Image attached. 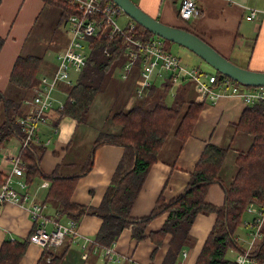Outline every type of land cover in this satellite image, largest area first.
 Wrapping results in <instances>:
<instances>
[{"label":"crops","instance_id":"0c3cea01","mask_svg":"<svg viewBox=\"0 0 264 264\" xmlns=\"http://www.w3.org/2000/svg\"><path fill=\"white\" fill-rule=\"evenodd\" d=\"M134 1L163 22L189 28L234 62L251 69L264 70V16L259 21L249 20L245 17L247 11L244 7L249 5L264 8V0H198L202 11L190 19H183L179 15L182 0ZM60 16L61 9L44 0L1 1L0 35L4 38V43L0 50V90L17 92L16 87L9 84V76L20 54L40 55L42 57L40 69L47 70L46 72L54 69L56 62L48 57L47 52L50 41L43 42L41 36L38 37L35 33L32 37V33L36 28L38 33H44V25L47 24L53 25L56 29L61 23ZM68 40L61 50L67 45ZM139 80V71L134 69L130 77L119 84V88L113 89L112 84L109 85L106 88L109 98L96 100L94 112L88 111L87 118L82 122L65 115L59 120L58 125L54 126L50 112L48 121L39 126L43 144L46 146L41 158L43 172L49 174L59 169L65 175L80 170L83 165L81 162L86 161L98 133L119 131L120 125L111 120L109 112L127 107L131 104V96L134 99L132 103L139 99L136 94L130 93V88L133 87L135 90ZM113 82L119 81L114 78ZM164 84L158 83L155 87L162 88ZM180 84L193 86L188 93L196 100L197 91L193 82L183 81ZM180 84L175 87L170 85L169 88L175 90L174 96L181 87ZM241 87L246 88L244 85ZM229 89L230 87H224L222 95L215 101L203 105L192 134L185 140L181 150L178 139L174 135L168 136L159 158L150 166L137 194L130 211L133 217L141 218L150 213L161 192L166 200L181 193L208 142L223 146L231 144L220 171L226 184L231 181L236 172V155L250 146L252 135L236 130L233 126L239 121L247 104L239 94L232 93ZM112 94L118 95V98L111 100ZM19 147L20 139L16 137H12L6 143L0 151V168L3 167L2 156L17 152ZM87 147H90L89 152ZM124 150L119 144L103 143L97 146L93 166L78 179L71 200L86 206H98ZM43 182H47L46 179L35 178L30 183V193L33 200L45 203V214L54 216L58 208L56 203L46 200L48 182L42 186ZM206 200L218 205L224 203V185L219 182L212 183L208 188ZM167 216L168 212H164L154 217L146 227V236L141 239L133 235L131 227H125L112 245L111 258L107 259L108 264H162L171 233L164 237L161 244H157L158 242L150 237V232L159 230ZM216 216L214 211L201 212L196 216L191 227L194 242L182 248L178 264H195ZM60 220L69 222L70 219ZM102 221L101 216L93 213H85L80 218L76 234H68L65 237L70 246L61 264H105L104 248L94 243V237ZM32 229V219L24 206L8 202L0 207V246L6 238L11 240L26 238ZM84 237L90 239L85 246ZM58 247L59 245L53 248ZM43 249V246L30 242L20 264H36Z\"/></svg>","mask_w":264,"mask_h":264},{"label":"trees","instance_id":"16d2710c","mask_svg":"<svg viewBox=\"0 0 264 264\" xmlns=\"http://www.w3.org/2000/svg\"><path fill=\"white\" fill-rule=\"evenodd\" d=\"M44 1L61 9V21L66 20L71 13H78L77 8L66 0ZM181 27L190 30L185 26ZM135 34L143 39L157 35L137 21ZM90 38V56L77 82L68 87L69 94L64 107L51 111L54 126H57L65 115L74 117L78 122L84 121L96 94L112 77L110 72L125 61L121 36L109 38L97 35ZM3 43L4 38L0 35V50ZM41 64L42 57L39 55H18L9 76V84L16 87L17 92L11 90L13 95L7 90H0V107L3 108V111H0V151L13 135L19 139L23 138L24 133L17 122V116L25 112L24 99L28 94L19 93V88L31 91L38 81L37 72ZM214 74L217 86H221L225 79L241 83L217 69ZM169 87V82L162 88L154 85L147 90L146 95L137 97L139 99L130 107L112 112L111 120L120 125L119 131H101L94 140L86 161L76 173L64 175L56 169L45 174L41 168V158L46 146L42 142H30L22 149L25 177L29 183L37 177L46 179V200L56 203L58 219L67 218L78 223L85 213L101 216L103 221L94 239L105 247H111L125 227H131L136 238H144L148 223L154 217L168 212L162 227L150 232V237L156 240L157 244H161L164 237L171 233L162 264H178L182 248L194 242L191 227L196 216L201 212L214 211L217 214L215 222L195 264H237L234 259L226 256L230 247L237 250L241 248L236 239V229L242 223L249 203L257 207L264 205V101L257 100L247 104L239 121L233 124L236 130L250 133L252 142L247 150L238 154L237 171L229 183H225L220 171L231 144L223 146L208 142L191 171L184 190L169 200H166L161 192L150 213L141 218L133 217L131 208L150 166L159 158L166 139L169 135H174L181 150L185 140L192 134L200 111L206 103L190 96L188 90L193 89V86L187 84L178 88L172 102L168 103L166 96ZM18 93L21 94L19 98L15 97ZM103 143L122 145L124 154L101 203L98 206L75 203L71 200V195L77 181L92 168L94 151ZM3 178L4 174L0 169V181ZM214 182H219L225 187V201L220 205L206 200L208 188ZM29 243L30 234L24 239H4L0 246V264H20ZM69 246V241L65 239L57 249L44 246L36 264H61ZM252 254L258 264H264V237L253 248Z\"/></svg>","mask_w":264,"mask_h":264},{"label":"built area","instance_id":"2783aa9c","mask_svg":"<svg viewBox=\"0 0 264 264\" xmlns=\"http://www.w3.org/2000/svg\"><path fill=\"white\" fill-rule=\"evenodd\" d=\"M66 1L78 10V13H71L66 19L70 31L68 43L57 53L54 69L50 72H40L38 81L33 86L32 95L24 99V105L31 106V109L17 116V122L24 133L23 138L20 139L19 150L2 156L1 163L6 169L0 168L4 174L3 180L0 181V207L8 202L24 206L33 222L30 242L43 247L46 245L57 247L68 234H76L77 222L71 219L69 222H63L57 218V213L49 216L45 214V203L33 200L30 183L25 177L22 149L30 142L43 143L39 126L48 121L49 113L53 109L64 107V101L59 95L67 96L68 87L77 82L91 53V36L122 37L125 61L119 66L120 77L126 80L134 69H138L140 80L135 86L137 97L144 96L148 89L158 83L169 82L171 87H175L183 81H191L197 91V101H215L224 93V86L230 87V92L239 94L246 104L257 100L264 101V85L242 88L235 81L225 79L221 86H217L214 73L201 71L196 65L183 63L181 57L165 48L162 36H151L148 39L137 36L136 21L131 17L127 25L122 27L118 23V18L125 11L114 0ZM244 7L247 11L245 17L249 20L259 21L264 16V8L249 5ZM200 13L201 6L198 0L181 1L179 9L181 18L190 19ZM106 52L109 53L107 50ZM73 72L76 74L75 78ZM41 185L45 186L47 182ZM246 209L253 213L252 220L247 222L251 227L252 239L248 241L246 247H243L240 242L241 236L235 233L241 248L238 249L234 260L237 264H257L252 250L262 234L264 205L257 207L249 203ZM89 240L88 237H84L83 245L85 246ZM94 243L102 246L98 242L94 241ZM102 247L106 258H111L112 246Z\"/></svg>","mask_w":264,"mask_h":264},{"label":"rangeland","instance_id":"374dc122","mask_svg":"<svg viewBox=\"0 0 264 264\" xmlns=\"http://www.w3.org/2000/svg\"><path fill=\"white\" fill-rule=\"evenodd\" d=\"M129 18H130V16L126 12H123L118 18V23L122 27H125L127 25V23H128ZM44 30H45L44 33H41V32L38 33V29L37 28L34 29V31L32 33V37L36 33V35L38 37L41 36V38H43V42H49L50 41V48L47 51L48 52V57L53 62H56L57 53L61 50V48L64 46V44L67 42V40L69 39V36H70L68 23H67V21L65 19H63L61 21V23L56 27V29L53 28V25L51 26V24H47V25H44ZM164 46H165V48L168 51H171V52L177 54L179 57H181L183 63H186L187 65H190V66L196 65V66H198V68L201 71H207V72H214L215 71V68L211 64H209L207 61L202 59L197 53H195L191 49H189V48H187V47H185V46H183L181 44H178V43H176V42H174V41H172L170 39L165 38L164 39ZM40 68H41V66H40ZM45 71H47V70L39 69L38 72H37V76H38V74L40 72H45ZM120 71H121L120 67L116 66L110 72L109 75L112 76V77L108 81L107 85H105L103 88H101V90L96 94L95 99H94V101L92 102V104H91V106L89 108V111H92V113L94 112V110H95L94 107L96 106V103H95L96 100L98 101V99H100V98H104V99L109 98V93H108V91L106 89L107 87H109V85L112 84L111 87H113V89L119 88V84L122 81H124L120 77ZM72 75H73L74 78L76 77V74L74 72L72 73ZM114 78L117 81H119V82H113L112 83V80ZM238 84L239 85H244L245 87H250V86H247V85L242 84V83H238ZM19 89H20L19 93L22 92L23 95L24 94H28L27 95L28 97H30L32 95V93H33V87L31 88V91L23 90L22 88H19ZM130 90H131L130 91L131 95H135V90H133V87H131ZM174 91L175 90L173 88L172 89L169 88V90L167 92V96H166V101L168 103L172 102L173 97H174V95H173ZM8 93L14 95V93L11 92V90H8ZM20 96H21V94H19L18 96L15 95V97H17V98H19ZM59 96L64 102L66 101L67 96L65 94H60ZM131 97H132V100L134 101L133 96H131ZM114 98H118V95L112 94L111 100H113ZM132 100L130 101L131 104H128V106L126 108L130 107L134 103V102L132 103ZM104 108H106V107H104ZM104 108H102V109H104ZM30 109H31V106L27 107V111L30 110ZM0 111H3L2 107H0ZM110 112H109V114L111 116L112 112H114V111H112L111 113ZM0 116H2L1 112H0ZM0 119H1V117H0ZM108 121H111V120H108ZM240 131L246 132L244 130H240ZM246 133H248V132H246ZM99 134H100V132L98 133V135ZM12 137L14 138L16 136L13 135ZM89 151H90V147H87V152H89ZM241 152H243V151H241ZM227 153H226V156H227ZM239 153H237L236 158H237ZM226 156H225V158H226ZM225 158H224V161H225ZM236 158H235V164H236ZM224 161H223V164H224ZM84 162H85V160L82 161L81 163L84 164ZM223 164H222V166H223ZM236 171H237V164H236ZM252 218H253V213L246 209L245 212H244L243 218H242L243 222L236 229L237 234L240 235L241 238H242L240 240V242H241V245L243 247H246L248 245V241L250 239H252V237L250 235L251 227L247 225V222H250L252 220ZM48 227H50V225H48ZM263 237H264V226L262 228V234L256 240L257 244L259 243V241ZM237 252H238V250L236 248L230 247L227 250L226 256L231 258V259H234V258H236Z\"/></svg>","mask_w":264,"mask_h":264},{"label":"water","instance_id":"95a60500","mask_svg":"<svg viewBox=\"0 0 264 264\" xmlns=\"http://www.w3.org/2000/svg\"><path fill=\"white\" fill-rule=\"evenodd\" d=\"M131 18L155 34L177 42L211 64L215 69L238 82L252 86L264 85V70L251 69L229 59L197 33L161 21L146 12L134 0H114Z\"/></svg>","mask_w":264,"mask_h":264},{"label":"bare ground","instance_id":"6f19581e","mask_svg":"<svg viewBox=\"0 0 264 264\" xmlns=\"http://www.w3.org/2000/svg\"><path fill=\"white\" fill-rule=\"evenodd\" d=\"M253 255V254H252ZM254 256V255H253ZM255 257V256H254ZM255 259H256V257H255ZM256 261H257V259H256ZM257 264H258V261H257Z\"/></svg>","mask_w":264,"mask_h":264}]
</instances>
